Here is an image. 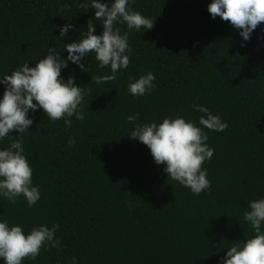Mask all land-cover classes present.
I'll return each instance as SVG.
<instances>
[{
  "label": "trees",
  "instance_id": "1",
  "mask_svg": "<svg viewBox=\"0 0 264 264\" xmlns=\"http://www.w3.org/2000/svg\"><path fill=\"white\" fill-rule=\"evenodd\" d=\"M78 2L0 0V74L35 63L47 47L63 51L62 43L86 31L94 10L82 13ZM210 3L135 0L131 8L153 19L154 27L129 34L127 69L97 84L95 78L109 75L110 68H98L93 55L83 61L88 72L70 63L61 73L86 87L85 119L73 117L65 128L42 110L29 113L33 134L24 137V149L41 198L31 208L23 197L15 204L0 199V216L26 232L59 224L61 248L42 250L24 264H67L73 256L78 264H217L228 244L252 235L243 212L249 201L264 197V39H257L264 36V22L241 47L239 30L210 18ZM67 23L74 29L61 43L56 37ZM94 23L100 35L101 21ZM117 26L126 31L125 24ZM148 72L155 75V89L131 96L130 78ZM194 103L228 125L222 132L205 129L215 152L202 165L211 187L199 195L167 179L164 165L128 137L133 125L126 119L139 113L136 124L177 115L198 121ZM69 137H75L74 146H68Z\"/></svg>",
  "mask_w": 264,
  "mask_h": 264
},
{
  "label": "clouds",
  "instance_id": "2",
  "mask_svg": "<svg viewBox=\"0 0 264 264\" xmlns=\"http://www.w3.org/2000/svg\"><path fill=\"white\" fill-rule=\"evenodd\" d=\"M134 2L79 0L77 6L82 13L89 8L94 10L86 23V31L78 30L80 34L76 40L62 43L74 29L73 24L67 23L59 29L56 37L63 44V51L47 47L45 54L35 63L24 62L10 74H0V87L3 88L0 95V142L9 138L12 141L7 147H0V199L15 204L23 197L29 208L40 200L41 192L33 184V169L24 149V137L33 134L29 129L34 121L29 113L42 110L46 119L52 122L63 120L65 128L72 127L73 117L79 121L85 119L82 104L86 87L76 85L73 76L65 81L61 73L70 63L81 72H88L90 64L86 67L83 61L93 55L98 68H110L109 75L95 78L97 84L113 81L118 72L127 69L132 54L129 34L154 27L153 19L131 8ZM207 12L210 18L219 17L239 30L243 47L258 25L264 22V0H211ZM94 20L101 21L100 35L94 34L97 26ZM118 24H125L126 31L121 33ZM257 39H264V36ZM64 52L66 56H62ZM154 81L152 72L134 80L130 78L128 93L133 97L150 95L156 87ZM192 107L201 114L198 121L177 115L164 117L159 123L136 124L139 113L126 119L133 125L128 137L145 145L157 166L164 165L162 172L167 174V179L189 189L193 195H199L211 187L208 170L202 165L209 162L215 152L207 143L209 137L205 129L222 132L228 125L207 107L195 103ZM13 131L19 135L10 136ZM67 143L69 147L74 146L75 137H69ZM243 220L252 235L228 244L217 264H264V197L247 203ZM59 228V224L51 228L38 225L26 232L21 225L10 224L0 216V264H24L25 260L35 261L42 250H59L61 240L56 236ZM67 264H78L77 258L71 257Z\"/></svg>",
  "mask_w": 264,
  "mask_h": 264
}]
</instances>
